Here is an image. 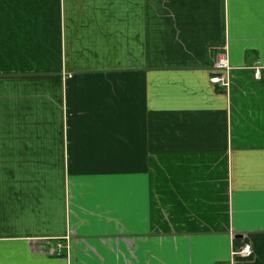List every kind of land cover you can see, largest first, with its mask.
<instances>
[{
  "label": "crops",
  "instance_id": "obj_1",
  "mask_svg": "<svg viewBox=\"0 0 264 264\" xmlns=\"http://www.w3.org/2000/svg\"><path fill=\"white\" fill-rule=\"evenodd\" d=\"M245 243L264 264V0H0V264Z\"/></svg>",
  "mask_w": 264,
  "mask_h": 264
},
{
  "label": "built area",
  "instance_id": "obj_2",
  "mask_svg": "<svg viewBox=\"0 0 264 264\" xmlns=\"http://www.w3.org/2000/svg\"><path fill=\"white\" fill-rule=\"evenodd\" d=\"M230 71L231 67L229 65V60L226 54H219L217 56V61L212 70V78L211 83L222 86L224 88H229L230 86ZM258 77H260V72L257 73ZM66 248L62 245H59L57 248V253L62 254V250ZM253 254V249L251 244L245 243L242 245L240 250L233 252V259L231 263L228 264H235L237 259H247L250 258Z\"/></svg>",
  "mask_w": 264,
  "mask_h": 264
},
{
  "label": "rangeland",
  "instance_id": "obj_3",
  "mask_svg": "<svg viewBox=\"0 0 264 264\" xmlns=\"http://www.w3.org/2000/svg\"><path fill=\"white\" fill-rule=\"evenodd\" d=\"M241 247H242V246H241ZM241 247H240V248H237V249L234 250L233 252H235V251H237V250H240ZM252 249H253V248H252ZM233 252H232V259H233ZM253 253H254V250H253ZM252 257H253V254H252V256H251L250 258H247V259H240V258H238V259H237V262H238V261H241V260H248V259H251ZM232 259L229 261V263L232 262ZM237 262H236V263H237ZM236 263H235V264H236Z\"/></svg>",
  "mask_w": 264,
  "mask_h": 264
},
{
  "label": "water",
  "instance_id": "obj_4",
  "mask_svg": "<svg viewBox=\"0 0 264 264\" xmlns=\"http://www.w3.org/2000/svg\"><path fill=\"white\" fill-rule=\"evenodd\" d=\"M238 238H240V237H238Z\"/></svg>",
  "mask_w": 264,
  "mask_h": 264
}]
</instances>
